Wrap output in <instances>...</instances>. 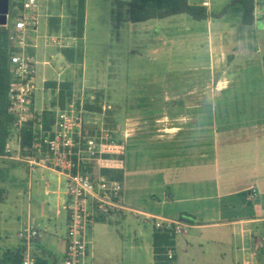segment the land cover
I'll use <instances>...</instances> for the list:
<instances>
[{"label": "crops", "instance_id": "1", "mask_svg": "<svg viewBox=\"0 0 264 264\" xmlns=\"http://www.w3.org/2000/svg\"><path fill=\"white\" fill-rule=\"evenodd\" d=\"M193 1L194 4L201 3L200 0ZM256 1L257 5L262 2ZM14 2L15 0H12L11 4ZM70 2L39 0L36 12L38 26L28 47L33 48L35 52L28 54L35 64L36 92L31 108L36 112V116L42 115L46 110L55 113L59 107L58 102L52 101L50 105L47 103L50 99L47 98L46 92V86L50 83L48 80H53L57 68L53 67L50 55L49 61L46 62L40 61L38 55L44 47V38L48 43L49 39L62 38L67 43L64 49L76 48L75 40L78 38L68 34L69 28L66 27L68 23L70 27L77 26V5H66ZM88 5L89 0H86L85 32ZM207 8L209 11L212 9L211 0ZM18 13L19 10L14 6V14ZM242 14L243 6L241 19ZM206 22L211 26L213 19H207ZM241 26H254L263 31L264 19H259L256 15L253 25L248 26L241 22ZM13 27L14 25H9L8 19L7 28L12 31ZM183 30L178 29L176 34L181 38L185 36L187 40L193 37L202 38L205 35L201 30ZM235 34L231 38H235ZM207 35L211 53L219 50L213 40L217 38V41L221 42L227 38L226 34H217L214 37L210 30ZM69 51L71 53V50ZM204 68L203 66L202 70ZM54 80L51 82L60 81ZM194 80L186 79L184 82L188 87L187 93L176 92L167 96L166 101L174 103L171 105L172 109L168 111V115L159 113L157 117L160 119L153 128H133L140 126V118L145 117L141 111L139 115H129L126 118L124 135L119 142L124 145V155L109 157V166L105 169L122 175L124 208L112 212L103 222H97L118 223L120 218L131 214L151 225L154 235L156 219L181 221V215L187 214L195 219V224L183 222L185 224L180 234H183V239H187L191 248H194L195 244L204 246L202 242L205 241L207 247L204 253L208 250L212 257L219 261L225 260L227 249L241 264H257L260 256H264V109L262 111L258 107H250L249 111H244L232 106L237 93L229 92L236 91L231 88L236 85L230 83V77H222L214 83L217 90L222 84L224 87L213 95L210 92L196 94ZM201 81L204 85L205 79L202 78ZM63 82L62 80L59 84ZM39 83L42 84L41 90ZM56 93L59 91L56 90ZM181 102L186 105L180 110L176 104ZM9 146L14 151V156H0V202L7 201L9 197L18 201L23 194L26 195L29 201L27 219L20 223L18 233L27 226L35 227L40 235L36 244L37 255L47 264H62L69 226L65 177L49 168L32 169L25 160L29 153L21 146L19 131L12 135ZM253 189L257 191L256 198L251 201L254 214L241 216V211L245 209L244 203L246 199L249 201L248 195ZM52 195L57 196L54 213L50 199ZM143 202L151 207L144 206ZM235 212L237 213L233 214ZM94 224L87 264H90L91 260L94 262ZM185 228L215 232L211 238H201L190 235ZM180 234L176 237L177 251ZM236 241H239L240 246L236 245ZM19 248L21 241L13 250Z\"/></svg>", "mask_w": 264, "mask_h": 264}, {"label": "rangeland", "instance_id": "2", "mask_svg": "<svg viewBox=\"0 0 264 264\" xmlns=\"http://www.w3.org/2000/svg\"><path fill=\"white\" fill-rule=\"evenodd\" d=\"M70 1L66 5H77V0ZM118 1L129 0H89L87 31H84L83 38L76 37L77 26L74 28L70 27V23L67 24L68 34L78 38L75 40L76 48L68 49L71 53L63 52L67 43L62 38L49 39V43L46 38L43 39L44 47L38 59L46 62L50 55L52 65L57 71L53 80L48 82L60 80L55 82V86H46L49 105L52 101L57 103L59 100L60 92L56 93V90L60 91L59 83L62 80L63 83H69L65 94H71L69 98L75 110L78 105H83L84 110L86 109L84 117L88 122L87 132L93 136L104 133L116 142L122 141L129 115H139L141 111L145 117L140 118V126L133 128L148 126L149 129L160 119L157 117L159 113L168 115L174 103L166 101L167 96L176 92L187 93L188 87L184 84L186 79H195L193 85L196 94L210 92L213 95L224 87L222 84L217 90L214 83L222 77H230V83L236 85L231 88L236 91L229 92L237 93L232 106L244 111H249L250 107H258L263 111L264 30H257L254 26H241L242 6L237 2L239 0H211L210 12L219 14L227 8L222 17L211 18V26L207 20H194L186 14L131 23L127 20L126 9L120 8ZM261 1L256 7V15L259 19H264V0ZM19 2L21 0H17L18 4ZM119 11L124 12L123 21H118ZM16 15L14 4H11L9 25H14ZM177 28H187L190 32L201 30L205 35L187 40L185 36L181 38L176 34ZM208 30L214 37L217 34H226L227 37L221 42L214 38L213 42L219 50L212 53L209 52ZM234 33L235 38H231ZM33 51V48H28L26 52L35 54ZM70 55L73 56L71 61ZM203 66L205 68L202 70ZM202 78L205 79L204 85ZM39 84L41 90L42 84ZM86 105L93 108L87 110ZM176 105L181 110L186 103ZM35 113L31 108L26 124L35 120ZM16 124L14 119L15 132V129H19ZM119 164H122L121 160ZM50 199L54 213L57 196L52 195ZM28 204V197L24 194L18 201L9 197L7 201L0 202V260L3 259L2 253H7L19 245L18 230L20 223L27 219ZM142 204L151 207L146 202ZM95 223V256L94 262L91 260L90 264H154L151 225L131 214L120 218L118 223ZM185 231L201 238H211L215 232L187 228ZM179 239L178 251L175 249L174 252H177L176 264H241L227 249L225 260L219 261L208 250L204 253L207 247L205 241L202 242L204 246L195 244L191 248L187 239H183V234L179 235ZM236 245L240 246L239 241H236ZM257 264H264L263 254Z\"/></svg>", "mask_w": 264, "mask_h": 264}, {"label": "built area", "instance_id": "3", "mask_svg": "<svg viewBox=\"0 0 264 264\" xmlns=\"http://www.w3.org/2000/svg\"><path fill=\"white\" fill-rule=\"evenodd\" d=\"M200 1L201 6L207 7L210 0ZM22 4L10 36L15 49L11 56V113L19 128L15 130L19 132L28 121V113L36 92L35 66L26 51L37 30L36 12L39 0H23ZM86 112L83 105H78L77 110L71 103L65 109L57 107L52 130L45 131L41 124L36 126L39 137L32 149L27 150L29 155L25 158L32 169L49 168L65 177L69 226L62 264H87L92 225L124 208L123 182L108 179L102 174L109 166V157L124 155V145L104 133L100 136L90 135L86 128L88 122L84 117ZM5 155L14 156L9 143ZM256 196L257 191L253 189L248 195L249 201ZM156 220L155 228L158 230L171 231L176 235L183 232L185 223L182 221ZM39 236L38 230L33 226H27L18 233L22 248L21 264H38L36 244ZM167 255L172 258L174 251L169 250Z\"/></svg>", "mask_w": 264, "mask_h": 264}, {"label": "trees", "instance_id": "4", "mask_svg": "<svg viewBox=\"0 0 264 264\" xmlns=\"http://www.w3.org/2000/svg\"><path fill=\"white\" fill-rule=\"evenodd\" d=\"M17 0L13 3L15 7L19 6L22 10L23 4ZM243 6L242 23L244 25L251 26L256 20V0H239L237 1ZM120 8L126 9L127 20L131 23H142L155 19H165L172 16L186 14L194 20L202 21L210 18L222 17L226 9L221 13H213L208 10L207 7L193 4L189 0H129L118 1ZM77 22L76 36L83 38L86 24V0L77 1V11L75 13ZM125 19L124 12L119 11L118 21ZM54 20V19H52ZM11 31L7 26H0V156H5L7 144L9 143L13 135V123L14 116L11 113L12 108V71H11V56L15 49L10 41ZM65 54H69L70 51L64 49ZM70 61L73 60V56L70 55ZM56 85V83H48L50 85ZM69 83H61L60 97L58 100V106L65 109L68 104L71 103V94H65V90L68 89ZM87 110H91L89 105L85 106ZM55 114L52 111H44L42 115L36 116L29 121L19 132L21 137V146L25 150H31L34 142L39 137V131L36 128L37 125H42L45 131L52 130V126L55 122ZM102 174L111 180H122V175L119 173H112L108 170H103ZM246 196V195H245ZM245 209L241 211L242 215H253L251 209V201H245ZM237 212L233 213L236 214ZM182 222H188L189 224H195V219L187 214H182L180 217ZM100 221H104L101 219ZM176 237L177 235L171 231H161L156 229L153 235V247H154V264H176L177 256L174 254L172 258L168 257V251L175 252L176 249ZM37 255V253H36ZM38 264H47L37 255ZM22 262V248L9 251L4 255V258L0 260V264H21Z\"/></svg>", "mask_w": 264, "mask_h": 264}, {"label": "water", "instance_id": "5", "mask_svg": "<svg viewBox=\"0 0 264 264\" xmlns=\"http://www.w3.org/2000/svg\"><path fill=\"white\" fill-rule=\"evenodd\" d=\"M11 10V0H0V26H7Z\"/></svg>", "mask_w": 264, "mask_h": 264}]
</instances>
